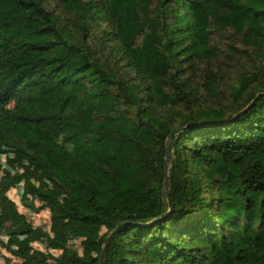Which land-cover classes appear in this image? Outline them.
<instances>
[{"label": "trees", "instance_id": "obj_1", "mask_svg": "<svg viewBox=\"0 0 264 264\" xmlns=\"http://www.w3.org/2000/svg\"><path fill=\"white\" fill-rule=\"evenodd\" d=\"M58 7L0 0V154L51 187L29 171L25 188L49 208V232L0 191V236L43 237L65 262L13 255L264 264V0ZM126 223L140 225L113 234ZM91 226L107 232L87 258L69 243Z\"/></svg>", "mask_w": 264, "mask_h": 264}, {"label": "rangeland", "instance_id": "obj_2", "mask_svg": "<svg viewBox=\"0 0 264 264\" xmlns=\"http://www.w3.org/2000/svg\"><path fill=\"white\" fill-rule=\"evenodd\" d=\"M47 7L61 15V8L58 7V0H46ZM226 51H230L225 43L222 44ZM32 171L31 180L40 190L51 189L50 185L43 180L36 170L27 162L17 158L14 154H0V191L15 202L18 211L25 215L28 222L35 228L50 231V211L46 204L37 199H33L25 188V181ZM107 232L106 228L91 226L83 231L78 237L72 238L70 247L80 255L91 258L96 255L98 241ZM42 251L51 254L56 262H65V253L51 250L43 237L34 238L28 235H13L4 232L0 236V264H22V260L13 255V251Z\"/></svg>", "mask_w": 264, "mask_h": 264}, {"label": "water", "instance_id": "obj_3", "mask_svg": "<svg viewBox=\"0 0 264 264\" xmlns=\"http://www.w3.org/2000/svg\"><path fill=\"white\" fill-rule=\"evenodd\" d=\"M186 127H188V126H186ZM186 127L181 128V129L177 130L176 132L172 133V134L170 135V140L172 141V140L174 139V136H175L176 134L181 133ZM171 141H170V142H171ZM169 161H170V152H168V158H167V163H168V164H169ZM165 180H166V190H167V193H168V184H169V169H168V167L166 168V172H165ZM126 225L139 226L140 224L126 223V224H124V225L119 226V227L113 232V234L116 233L118 229H120L121 227H124V226H126ZM113 234H112V235H113ZM101 264H104V255H103L102 259H101Z\"/></svg>", "mask_w": 264, "mask_h": 264}]
</instances>
